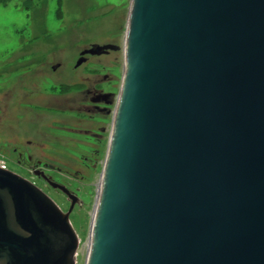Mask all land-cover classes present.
I'll return each instance as SVG.
<instances>
[{
  "label": "water",
  "instance_id": "obj_1",
  "mask_svg": "<svg viewBox=\"0 0 264 264\" xmlns=\"http://www.w3.org/2000/svg\"><path fill=\"white\" fill-rule=\"evenodd\" d=\"M68 213L0 168V264H74ZM85 264H264V0H129Z\"/></svg>",
  "mask_w": 264,
  "mask_h": 264
},
{
  "label": "rangeland",
  "instance_id": "obj_2",
  "mask_svg": "<svg viewBox=\"0 0 264 264\" xmlns=\"http://www.w3.org/2000/svg\"><path fill=\"white\" fill-rule=\"evenodd\" d=\"M128 6L129 0H0V162L41 189L45 184L35 170L73 192L68 221L77 239L74 264H85L88 251L123 68ZM106 44L117 47L106 55L84 54L75 66L82 50ZM96 74L105 76L97 77V87L112 94L108 115L78 111L69 101L81 99L85 80ZM69 109L76 112L64 111ZM85 129L101 134L91 138ZM47 192L61 211L69 209L70 198Z\"/></svg>",
  "mask_w": 264,
  "mask_h": 264
},
{
  "label": "flooded vegetation",
  "instance_id": "obj_3",
  "mask_svg": "<svg viewBox=\"0 0 264 264\" xmlns=\"http://www.w3.org/2000/svg\"><path fill=\"white\" fill-rule=\"evenodd\" d=\"M109 51H112V50H109ZM107 51V52H109ZM107 52L105 53H102L101 55H106ZM88 55H91V54H88ZM95 55V54H93ZM97 76H94L92 77L94 80H91V79H87L85 80L86 84L84 88H82L83 90L80 91L79 94H81L80 96L81 99H69L70 103H71V106H75L77 107L76 109L79 111V110H85V112H90V111H100V112H104L105 115H108L110 113V103H112V100H111V97H112V94H109V95H105V93L107 92H104L101 88L97 87V83L96 82V79L98 76L101 77V79H104L105 76H101L99 74H96ZM65 112H76V111H71L70 109L69 110H64ZM84 131H87V132H90L91 135H88L89 137L93 138V137H96V135H100L101 133L99 132H96L94 130H89V129H85ZM29 158V157H28ZM37 165L39 166H43V168H46L45 170H49V171H53V166L51 165H48L46 163H36ZM47 165V166H46ZM46 172L45 171H42V170H35L34 174L37 176L38 180H40L41 182H43L45 185H46V188H45V185L42 184L41 187H44V189H41L39 186H37L42 192H44L47 196H49L48 192L47 191H53V192H60L62 194H64L66 196V198H70V203H69V209L66 210V211H62V212H68V216L69 214L71 213V211L73 210V207H74V204L71 206V199H74L75 201V196L73 194V192H70L69 189L65 187V191H62L61 189L59 188H56V187H53L50 185L51 182H54V183H57V184H60L58 182H55L51 179V177L49 175H46L45 174ZM34 185H35V182H34ZM63 186V184H60ZM47 189V190H46ZM50 197V196H49Z\"/></svg>",
  "mask_w": 264,
  "mask_h": 264
},
{
  "label": "built area",
  "instance_id": "obj_4",
  "mask_svg": "<svg viewBox=\"0 0 264 264\" xmlns=\"http://www.w3.org/2000/svg\"><path fill=\"white\" fill-rule=\"evenodd\" d=\"M0 168L6 169L5 165L0 162Z\"/></svg>",
  "mask_w": 264,
  "mask_h": 264
}]
</instances>
